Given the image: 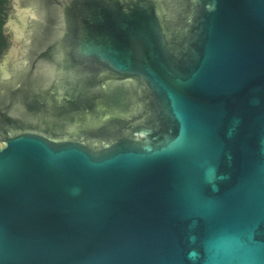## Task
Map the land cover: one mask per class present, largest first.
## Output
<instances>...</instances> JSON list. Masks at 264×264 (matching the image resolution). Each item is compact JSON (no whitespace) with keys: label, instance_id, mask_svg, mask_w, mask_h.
<instances>
[{"label":"water","instance_id":"obj_1","mask_svg":"<svg viewBox=\"0 0 264 264\" xmlns=\"http://www.w3.org/2000/svg\"><path fill=\"white\" fill-rule=\"evenodd\" d=\"M14 11L0 264H264V0Z\"/></svg>","mask_w":264,"mask_h":264},{"label":"trees","instance_id":"obj_2","mask_svg":"<svg viewBox=\"0 0 264 264\" xmlns=\"http://www.w3.org/2000/svg\"><path fill=\"white\" fill-rule=\"evenodd\" d=\"M15 0H0V55L9 52L12 41L9 42L7 34H12V31L7 27L11 17L15 15L14 11Z\"/></svg>","mask_w":264,"mask_h":264},{"label":"flooded vegetation","instance_id":"obj_3","mask_svg":"<svg viewBox=\"0 0 264 264\" xmlns=\"http://www.w3.org/2000/svg\"><path fill=\"white\" fill-rule=\"evenodd\" d=\"M7 37H9V42H11L13 40L12 34H7ZM7 54H8V52H5L3 55H0V65L2 64L3 59L6 57Z\"/></svg>","mask_w":264,"mask_h":264}]
</instances>
